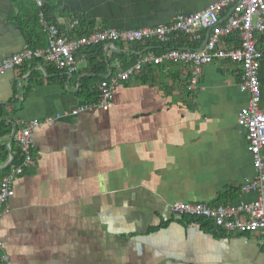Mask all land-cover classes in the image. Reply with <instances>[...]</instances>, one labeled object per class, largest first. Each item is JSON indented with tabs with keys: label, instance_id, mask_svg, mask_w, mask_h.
<instances>
[{
	"label": "crops",
	"instance_id": "1",
	"mask_svg": "<svg viewBox=\"0 0 264 264\" xmlns=\"http://www.w3.org/2000/svg\"><path fill=\"white\" fill-rule=\"evenodd\" d=\"M51 1L59 5V28L70 33L75 16L94 29L156 27L217 0ZM17 15L11 0H0V69L28 45L29 30ZM42 33L39 48L48 45ZM258 39L264 110V33ZM132 44L103 46L102 77L111 76L120 65L116 53L130 54ZM84 51L72 73L49 75L52 64L37 60L0 73V106L8 110L0 121L11 125L0 133V182L19 152L13 132L33 120L43 123L32 134L34 164L16 178L0 216L6 264H264L256 233L211 232L175 218L170 208L177 201L256 199L257 193L241 191L255 176L247 133L237 122L250 98L240 88L241 69L207 64L189 89L193 66L149 64L118 86L104 109L79 95L81 79L98 75Z\"/></svg>",
	"mask_w": 264,
	"mask_h": 264
},
{
	"label": "built area",
	"instance_id": "2",
	"mask_svg": "<svg viewBox=\"0 0 264 264\" xmlns=\"http://www.w3.org/2000/svg\"><path fill=\"white\" fill-rule=\"evenodd\" d=\"M39 7L43 0H35ZM40 24L48 35V45L44 48H32L26 45L21 51L9 57L0 73L7 69H16L26 62L42 60L59 69L75 72L78 69L77 53L94 45H107L115 42L126 44L156 41L168 46L172 37L184 35L199 42L195 47L172 46L161 54L148 50L133 66L119 71L103 80L99 86L100 105L108 109L118 86L133 75L143 72L149 64L160 65L165 62L183 63L194 67L189 89H195L199 82L202 67L217 61L237 65L241 69L240 88L250 95L248 104L238 114V125L246 130L248 151L252 155L255 169L254 178L241 187L242 192L257 193L255 200L239 203L210 205L207 203L174 202L170 205L175 218H205L215 222L216 226L231 233L243 231L259 236L264 255V110L261 107V86L259 71L263 52L258 46V34L264 33V0H217L206 9L192 14H178L172 21L156 27L118 29L104 28L94 30L87 35L70 36L60 30L58 24L50 23L44 13L39 14ZM72 22V27L78 25ZM239 34L240 45L231 37ZM43 125L33 120L21 129L15 130L14 137L20 150V162L0 182V216L10 199L15 195V180L27 168L34 164L33 130ZM0 249L6 247L0 241ZM3 259L4 253H3Z\"/></svg>",
	"mask_w": 264,
	"mask_h": 264
},
{
	"label": "trees",
	"instance_id": "3",
	"mask_svg": "<svg viewBox=\"0 0 264 264\" xmlns=\"http://www.w3.org/2000/svg\"><path fill=\"white\" fill-rule=\"evenodd\" d=\"M11 2L18 8V15H17V19L19 20L20 24H24V27H26L24 30L26 31L27 29L29 30L28 32V45L32 48H39L36 44L35 41L38 40V37H40V35L42 36L43 33V27L40 24V19H39V14L42 11L46 17V19L53 24H58L57 18L58 16L61 14L60 9H59V5L56 2H53L51 0H44L43 6L42 7H37V2L35 0H11ZM26 16L29 17V19L26 21L25 18ZM74 20L77 19L78 25L75 27V29L70 32V36H82V35H87L89 33H91L94 30H98V29H94L92 26H90L86 19H84L81 16H75L73 18ZM99 29H104L99 28ZM60 30L63 31V29L60 28ZM177 36H173L171 41L168 43V46H164L159 42L156 41H143L142 43L137 42L132 44V47H130V49H132V52L130 54L121 52V53H116V57H119L120 59V65L119 67H114L111 69L112 74L111 76H114L115 74H117L119 71L121 70H125L131 66H133L139 59H141V57L146 54V52L148 50H150V48H153V46L155 47V49L153 48V50L158 53L161 54L163 52L164 49L175 46L173 44V40L176 38ZM179 40H183V39H187L188 37H184V35H179L177 37ZM231 40H233L235 42V44L238 46L240 45V41H239V34H234L231 37ZM142 44V45H140ZM140 45V46H139ZM103 46L102 44L99 45H94V46H88L85 48V51L88 55L89 59V64L93 66V73H96L98 75H96L94 78H89V77H83L81 79V85H80V91H79V95L82 99H84L86 101V103L88 104H99L100 102V93L98 91V86L99 84L109 78V77H102L101 74L105 73V62H104V55H103ZM178 47V46H177ZM147 48V49H146ZM146 49V50H144ZM144 50V51H143ZM81 51V50H80ZM140 51H143L142 53H139ZM102 58L101 61H99L98 59ZM38 62H44L42 60H37ZM110 61L112 62L113 59H110ZM96 66H99L98 68H96ZM48 74L50 75L51 73H55L54 71L57 72H61L63 73L64 70L63 69H59L57 68L55 65H51V67H47L46 68ZM110 76V77H111ZM7 109L4 108L3 106H0V116H5L7 113ZM11 125L8 124L5 121H0V133L1 134H8L10 132V127ZM21 156H20V150L18 152V155H14L13 158V163L12 165L8 168V173L10 172L11 168L18 164L20 162ZM181 219L186 220L188 223H197L199 224L202 228L209 230L211 232H216V229H218L219 227L216 226L215 222L209 219H205V218H196V217H183ZM3 252L0 249V264H6V262L3 260Z\"/></svg>",
	"mask_w": 264,
	"mask_h": 264
},
{
	"label": "water",
	"instance_id": "4",
	"mask_svg": "<svg viewBox=\"0 0 264 264\" xmlns=\"http://www.w3.org/2000/svg\"><path fill=\"white\" fill-rule=\"evenodd\" d=\"M110 74H111V72H110ZM110 74H109V76H110ZM13 137H14V132H13Z\"/></svg>",
	"mask_w": 264,
	"mask_h": 264
},
{
	"label": "bare ground",
	"instance_id": "5",
	"mask_svg": "<svg viewBox=\"0 0 264 264\" xmlns=\"http://www.w3.org/2000/svg\"><path fill=\"white\" fill-rule=\"evenodd\" d=\"M45 63V62H44ZM53 65V64H52Z\"/></svg>",
	"mask_w": 264,
	"mask_h": 264
}]
</instances>
